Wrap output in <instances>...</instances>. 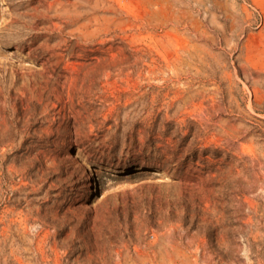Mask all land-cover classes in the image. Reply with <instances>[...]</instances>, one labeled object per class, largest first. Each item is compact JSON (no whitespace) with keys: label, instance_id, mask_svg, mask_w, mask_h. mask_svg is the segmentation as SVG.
I'll use <instances>...</instances> for the list:
<instances>
[{"label":"rangeland","instance_id":"1","mask_svg":"<svg viewBox=\"0 0 264 264\" xmlns=\"http://www.w3.org/2000/svg\"><path fill=\"white\" fill-rule=\"evenodd\" d=\"M0 264H264V0H0Z\"/></svg>","mask_w":264,"mask_h":264}]
</instances>
